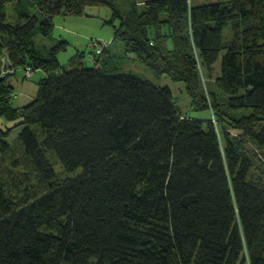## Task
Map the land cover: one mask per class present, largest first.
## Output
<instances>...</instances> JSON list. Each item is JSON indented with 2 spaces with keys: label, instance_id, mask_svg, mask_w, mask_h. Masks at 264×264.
Masks as SVG:
<instances>
[{
  "label": "trees",
  "instance_id": "obj_1",
  "mask_svg": "<svg viewBox=\"0 0 264 264\" xmlns=\"http://www.w3.org/2000/svg\"><path fill=\"white\" fill-rule=\"evenodd\" d=\"M94 5L212 117L107 73L97 40L91 67L61 64L66 40L37 46ZM21 67L45 73L24 106ZM0 264H264V0H0Z\"/></svg>",
  "mask_w": 264,
  "mask_h": 264
},
{
  "label": "rangeland",
  "instance_id": "obj_2",
  "mask_svg": "<svg viewBox=\"0 0 264 264\" xmlns=\"http://www.w3.org/2000/svg\"><path fill=\"white\" fill-rule=\"evenodd\" d=\"M112 1L120 8H128L130 0H107ZM142 3L144 0H138ZM202 1V0H201ZM33 12L36 10L33 8ZM114 10L106 5H94L86 8V15L80 17H66L59 15L55 18V28L51 35L44 36L38 34L34 37L38 47L52 48L61 40L68 41V47L65 51L59 54L61 64L67 67L70 64L72 57L82 55V62L85 66H94L95 62L92 59L94 54V46L90 44L91 40H97L95 45L100 47L105 44V49L102 53L107 60L106 72L110 74L131 73L143 79L149 80L161 86H169L175 95L178 105L184 113H192L196 117L210 118L211 112H193L191 110V100L186 91L184 82H176L168 75L158 74L155 70L140 62L132 53L127 54L122 41L114 39L116 26H119V18L113 16ZM8 21L15 22L17 20L16 11L12 4L6 7ZM115 17L110 23L109 19ZM40 21L43 20L39 14ZM229 32V29H227ZM102 47V46H101ZM16 73L10 76L11 83L16 86L17 99L15 105H26L37 96L39 83L44 76L43 70L35 71L30 77H25V69L18 68ZM20 128L14 129L9 138L13 141L17 138ZM57 172L62 169L56 167ZM59 170V171H58Z\"/></svg>",
  "mask_w": 264,
  "mask_h": 264
},
{
  "label": "water",
  "instance_id": "obj_3",
  "mask_svg": "<svg viewBox=\"0 0 264 264\" xmlns=\"http://www.w3.org/2000/svg\"><path fill=\"white\" fill-rule=\"evenodd\" d=\"M4 62H5L6 65H10V61H9L8 56H5V58H4ZM10 72H11V71H7L6 74H7V73H10Z\"/></svg>",
  "mask_w": 264,
  "mask_h": 264
},
{
  "label": "built area",
  "instance_id": "obj_4",
  "mask_svg": "<svg viewBox=\"0 0 264 264\" xmlns=\"http://www.w3.org/2000/svg\"><path fill=\"white\" fill-rule=\"evenodd\" d=\"M98 46V45H97ZM102 46V47H101ZM100 47H98V53H102V51L105 49V44L104 43H102V45H101Z\"/></svg>",
  "mask_w": 264,
  "mask_h": 264
}]
</instances>
